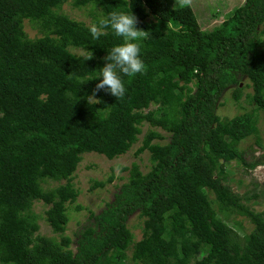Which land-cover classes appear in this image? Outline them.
I'll list each match as a JSON object with an SVG mask.
<instances>
[{"label":"trees","instance_id":"16d2710c","mask_svg":"<svg viewBox=\"0 0 264 264\" xmlns=\"http://www.w3.org/2000/svg\"><path fill=\"white\" fill-rule=\"evenodd\" d=\"M68 1L0 0V264H124L128 251L133 264H264V210L245 203L257 194L234 192L226 173L231 161L245 172L258 165L239 146L257 134V112L264 111V0L233 6L211 29L175 0H71L89 6L90 25L60 11ZM130 5L137 28L150 32L141 42L146 70L121 77L123 99L101 90V103L88 104L104 57L122 43L111 30L93 39L90 26ZM24 20L43 35L28 38ZM70 48L94 58L84 61ZM244 76L255 109L220 117L222 93L234 84L237 100ZM144 123L151 129L135 155L149 153L147 170L121 167L124 181L104 208L89 211L73 250L64 232L82 155H124ZM156 128L169 134L165 143ZM114 179L111 173L89 189ZM50 182L58 185L45 188ZM35 202L48 206L44 221L58 240L38 233ZM134 213L140 239L127 225ZM232 214L252 228L239 235L244 225L230 222Z\"/></svg>","mask_w":264,"mask_h":264},{"label":"rangeland","instance_id":"374dc122","mask_svg":"<svg viewBox=\"0 0 264 264\" xmlns=\"http://www.w3.org/2000/svg\"><path fill=\"white\" fill-rule=\"evenodd\" d=\"M244 0H193L192 10L194 11L201 29H211L218 25L222 20V14L232 9L233 6L241 4ZM88 7L77 8L71 4V0L63 4L60 11L68 15L72 19L83 21L87 25L91 24L92 17L89 13ZM24 30L28 38H36L43 35L38 28H35L31 22L24 20ZM71 51L77 55H81L80 48H70ZM239 87L242 88L241 95L236 100L234 98V89L236 85H229L220 98V105L217 109V113L220 117L231 118L235 115L243 112L252 111L255 109L256 104L251 101V94L253 93L249 80L244 76L240 77ZM153 128V127H152ZM142 133L139 135V140L133 144L127 153L117 158L109 160L102 155L94 152L84 153L82 159L79 162L76 171L74 172L73 185L78 189L79 195L76 202L69 204L67 207V214L69 221L66 225L64 234L69 236L72 240L71 248L75 249V232L83 224H88L89 211L99 212L105 207L106 203L112 200V193L115 192L114 185H120L124 180H119V176H124L125 172L121 171L123 165L130 166L131 163L139 165L141 170H147L149 165V153L143 152L139 155H135V151L141 145L142 137L147 133L151 127L148 123H144L141 126ZM156 130L162 134L165 139L157 140V142L165 143L168 140L169 134L162 131L159 128ZM258 137V138H257ZM256 139H259L260 146L257 145ZM156 142V141H155ZM240 150L245 156V160L248 162L256 161L258 163L254 169L249 172H245L244 168L237 165L236 162L231 161L226 169L228 175L229 185L234 192H237L241 196H247L248 199L252 194H257L256 198L247 200L245 203H249L255 210H264V198L260 193L263 190L264 182V111L258 110L257 112V134L246 137L241 141ZM127 172V171H126ZM114 174V181L107 183L104 188H96L90 190V186L94 180H104L110 174ZM57 182H50L44 185L47 187H55ZM79 205L82 208L77 209ZM48 206L43 205L41 202H35L33 204V210L36 214L41 215L39 217V230L40 235L54 237L59 239L58 234L52 232V228L44 221V211ZM236 218L242 221L244 229L238 230L239 235H243V231H249L252 228L251 223L242 216L230 215L229 220ZM228 220V221H229ZM231 224V223H230ZM127 225L135 239L141 237V219L137 213L131 215L127 221ZM232 225V224H231ZM243 230V231H242ZM130 251L127 252L124 264H133L130 260Z\"/></svg>","mask_w":264,"mask_h":264},{"label":"clouds","instance_id":"9594fccd","mask_svg":"<svg viewBox=\"0 0 264 264\" xmlns=\"http://www.w3.org/2000/svg\"><path fill=\"white\" fill-rule=\"evenodd\" d=\"M192 3L193 0H175L179 8H190ZM130 9L131 5L128 11H112L90 26L89 31L93 39L107 35L111 30L116 37L121 38L122 43L112 47L104 57L105 64L95 79L102 78L95 85L92 94L86 97L88 104L101 103L96 98V93L101 90L111 94L117 100L123 99L126 88L121 77H134L137 74H144L146 70L140 58L141 42L150 37V32L137 28L138 18ZM81 56L84 61L94 58L93 53L85 48L81 50Z\"/></svg>","mask_w":264,"mask_h":264}]
</instances>
